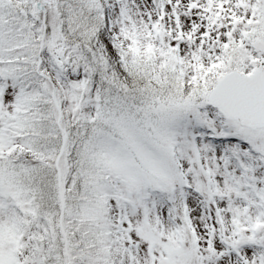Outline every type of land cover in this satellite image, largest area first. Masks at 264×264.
I'll return each instance as SVG.
<instances>
[{"label": "snow or ice", "instance_id": "1", "mask_svg": "<svg viewBox=\"0 0 264 264\" xmlns=\"http://www.w3.org/2000/svg\"><path fill=\"white\" fill-rule=\"evenodd\" d=\"M0 264H264V0H0Z\"/></svg>", "mask_w": 264, "mask_h": 264}]
</instances>
